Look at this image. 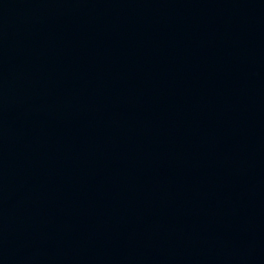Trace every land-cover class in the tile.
Wrapping results in <instances>:
<instances>
[{"label":"water","instance_id":"water-1","mask_svg":"<svg viewBox=\"0 0 264 264\" xmlns=\"http://www.w3.org/2000/svg\"><path fill=\"white\" fill-rule=\"evenodd\" d=\"M0 264H264V0H0Z\"/></svg>","mask_w":264,"mask_h":264}]
</instances>
